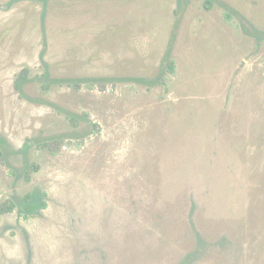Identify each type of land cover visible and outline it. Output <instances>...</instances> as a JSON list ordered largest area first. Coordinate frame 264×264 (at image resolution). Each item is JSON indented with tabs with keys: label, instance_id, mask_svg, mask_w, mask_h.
I'll use <instances>...</instances> for the list:
<instances>
[{
	"label": "rangeland",
	"instance_id": "rangeland-1",
	"mask_svg": "<svg viewBox=\"0 0 264 264\" xmlns=\"http://www.w3.org/2000/svg\"><path fill=\"white\" fill-rule=\"evenodd\" d=\"M4 201L0 264H264V0H0Z\"/></svg>",
	"mask_w": 264,
	"mask_h": 264
},
{
	"label": "trees",
	"instance_id": "trees-1",
	"mask_svg": "<svg viewBox=\"0 0 264 264\" xmlns=\"http://www.w3.org/2000/svg\"><path fill=\"white\" fill-rule=\"evenodd\" d=\"M166 73L169 74V76H173L176 74V65H175V61L173 58H169L167 63H166V68H165ZM27 79V74H26V68H23L21 70V72L17 75L16 79L14 80V87L16 90H18L21 94V89H22V85L24 83V81ZM160 84H164L165 83V79L162 78L159 82ZM44 87L48 89V86H50L49 83L44 82ZM46 90V89H45ZM70 115H68L69 117ZM37 170V164L33 163L31 165L28 166V168L25 170V178L28 180L31 173ZM43 195V194H42ZM28 197V195L26 196ZM42 202L40 203V205L42 207H44L46 205L45 201L41 200ZM13 209V203L10 201H4L2 202V204L0 205V214L3 212H7V211H11Z\"/></svg>",
	"mask_w": 264,
	"mask_h": 264
}]
</instances>
